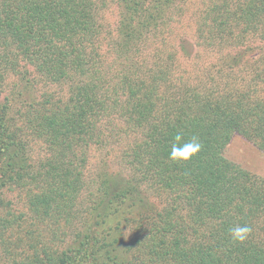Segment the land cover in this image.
<instances>
[{
  "label": "trees",
  "instance_id": "obj_1",
  "mask_svg": "<svg viewBox=\"0 0 264 264\" xmlns=\"http://www.w3.org/2000/svg\"><path fill=\"white\" fill-rule=\"evenodd\" d=\"M95 1L0 0V183L25 187L28 209L36 215L60 213L68 205L66 198L83 188L76 167L69 168L67 162L83 163L79 152L91 146L105 147L109 140L112 144L124 142V158L132 165L136 181L119 189L104 180L101 189L105 202L126 197L133 190L144 195L148 187L153 197L164 200V205L162 211L153 206L137 217L135 234L140 238L135 241L136 247L130 248L134 257L121 260L120 253L115 252L116 243L102 241L97 248L99 264H264V239L255 236V227L264 217V188L222 156L235 133L263 146L264 101L230 95L216 84L211 90L202 89L204 84L200 83L186 84L184 98L171 93L163 98L155 94L162 86L159 69L153 75L142 69L130 78V71H138L130 67L133 63L128 67L118 64L120 69L112 70L111 78H103L105 60L95 48L105 37L93 20L98 6ZM172 2L121 0L119 36L111 41L113 63L130 51L128 46L136 51L135 45L141 46L142 40L144 48L150 39L159 38L160 24L169 25L162 17ZM200 38L208 47L214 41L210 30ZM90 45L92 48L87 49ZM180 45L177 52H182ZM10 76L21 82L14 99H25L23 111L3 102ZM42 84L47 88L55 85L62 91H47L40 98L31 96L35 86ZM189 87L198 88V93L192 94L195 91ZM24 93H30V99ZM9 107L16 114L24 112L19 115L26 117V129L43 138L58 160L45 159L24 184L27 174H20L23 165H19L22 158L18 156L25 143L15 135L23 122L13 123ZM113 113L124 120L123 128L113 127L108 135L95 134V124ZM178 131L185 140L196 136L202 143L200 153L187 163L169 159ZM72 145L80 148L77 155ZM68 149L71 161L62 159ZM9 170L16 171L15 180L6 175ZM32 182L40 189L33 192L28 186ZM141 183L147 187L139 191ZM99 206L101 203L91 204L88 212ZM245 224L252 228L248 239L242 244L233 242L230 229ZM88 235L77 239L72 257L63 253L49 259L51 264L77 261L78 254L90 246ZM91 264H95V256Z\"/></svg>",
  "mask_w": 264,
  "mask_h": 264
},
{
  "label": "rangeland",
  "instance_id": "obj_2",
  "mask_svg": "<svg viewBox=\"0 0 264 264\" xmlns=\"http://www.w3.org/2000/svg\"><path fill=\"white\" fill-rule=\"evenodd\" d=\"M96 1L98 6L97 11L93 13V20L96 25H100L102 37H105L104 42L100 43L101 48L100 45L95 48L103 54L102 58L105 60L104 68L101 69L103 78H111L110 72L120 69L118 64L128 67V64L133 63L130 67L138 68V71H130V78L142 69L147 70L146 73L150 75L159 69L158 79L162 86L156 93L154 90L153 92L163 98L170 93L176 98H184L189 86L186 84L196 86L200 83L204 84L202 89L211 90L216 84L219 90L226 88L230 95L237 94L244 98L264 101V0H173L162 17L169 21V28L161 23L158 39H150L144 48L142 40L141 46L135 45L136 51L132 46H128L130 51L123 57L126 58L115 63L112 62L115 57L111 52V41L117 40L119 36L123 11L121 0ZM206 20L207 24H204ZM209 20H212V23ZM209 30L214 41H211L208 47L200 36ZM162 39L168 43L164 44ZM177 44H181L182 52H177ZM91 48V45L87 47ZM137 60L141 63L138 64ZM20 85V81L10 76L6 81V97L3 102L23 111L25 99L21 96L18 97L19 100L14 99ZM189 88L195 91L192 94L199 91L195 87ZM47 91L60 93L62 89L55 85H49L47 88L42 84L35 86V92L29 94L40 98L41 93ZM29 94L27 96L24 93V97L30 99ZM8 109L9 117L15 125L23 122V126L15 135L25 143V149L19 151L18 156L22 158L19 165H23L20 174H27L22 180L24 184L28 175L37 173L39 165H44L47 159L52 162L58 160L54 151L49 150L43 142V138L32 135L26 129V117L19 115L24 112L19 111V114H16L15 109ZM111 116L95 124V134L103 132L108 135L112 134L110 130L113 127L123 128L124 120L116 113ZM160 119L164 120L162 114ZM261 129L264 130V122ZM126 145L124 142L112 144L109 140L105 147L91 146L82 153L76 145L71 146L74 154L79 152V156L84 157L83 163L73 165L67 162L69 168L70 165L76 167L75 171L81 176L83 188L66 198L68 205L64 207L65 211L60 213L52 212L46 217L36 215L28 209L25 187L21 185L15 188L13 183H0V264H51L49 259L63 253L72 257V249L77 246V239L87 234L90 246L78 254L79 259H73L71 264H91L93 256L95 264H99L101 258L97 248L102 241L115 242V252L120 253L121 260L134 257L130 248L136 247L135 241L140 238L138 233L135 234L136 226H139L137 217L142 210L147 213L153 206L162 211L164 200L153 197L145 183H141L139 191L147 187L146 194L142 195L141 192L133 190L126 197L105 202L101 189L104 180H110L109 185L119 189L127 184V187L135 184L132 165L124 158ZM65 149L67 151L66 147ZM66 151L62 159L71 161L70 149L68 154ZM222 156L248 173L264 188V144L260 147L254 141L235 133L222 150ZM6 175H9L11 180L16 179L15 170H9ZM137 177L135 175V178ZM28 186L32 187L33 192L40 189L37 183L32 182ZM94 203H101V206L89 213L88 208ZM261 227L262 230L259 229ZM255 229V236L264 239V217L259 219ZM134 264L138 263L135 261Z\"/></svg>",
  "mask_w": 264,
  "mask_h": 264
},
{
  "label": "clouds",
  "instance_id": "obj_3",
  "mask_svg": "<svg viewBox=\"0 0 264 264\" xmlns=\"http://www.w3.org/2000/svg\"><path fill=\"white\" fill-rule=\"evenodd\" d=\"M202 149V143L196 136L184 139L182 131L174 136L169 150V159L173 162L187 163L196 157ZM252 232L249 225H235L230 229V238L235 243H244Z\"/></svg>",
  "mask_w": 264,
  "mask_h": 264
}]
</instances>
